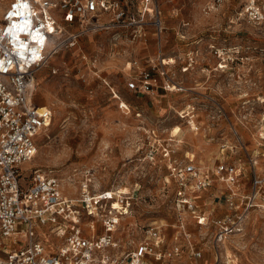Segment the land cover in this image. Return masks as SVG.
Returning <instances> with one entry per match:
<instances>
[{
	"label": "rangeland",
	"instance_id": "1",
	"mask_svg": "<svg viewBox=\"0 0 264 264\" xmlns=\"http://www.w3.org/2000/svg\"><path fill=\"white\" fill-rule=\"evenodd\" d=\"M140 1L133 0L131 9ZM155 1L164 25L159 39L148 26L138 41L125 33L115 41L112 29L87 32L40 69L33 101L48 107L52 120L24 170L50 172L69 198L78 197L86 180L93 193L119 191L131 198V214L119 229L128 251L145 238L144 230L156 226L164 249L175 242L181 247L169 264H214L211 231L176 208V184L154 143L168 141L177 158L192 155L203 169L214 171L221 162L237 165L241 194L249 196V160L231 148L240 139L255 171L264 175L259 140L264 139V23L255 26L239 16L241 0H226L211 12L204 11L208 0ZM160 56L168 58L166 78L182 90L165 89L162 78L150 93L130 90L134 69L128 63L135 59L145 66ZM187 107L193 108L190 124L180 118ZM151 151H157L154 162ZM201 197L211 218L226 212L223 185L213 184ZM256 205L243 231L222 245L220 264H264V186ZM197 251L200 258L191 254Z\"/></svg>",
	"mask_w": 264,
	"mask_h": 264
},
{
	"label": "built area",
	"instance_id": "2",
	"mask_svg": "<svg viewBox=\"0 0 264 264\" xmlns=\"http://www.w3.org/2000/svg\"><path fill=\"white\" fill-rule=\"evenodd\" d=\"M224 1L208 0L204 11L211 12ZM260 1L241 0L238 15L255 26L263 24L264 4ZM132 2L0 0V264H148L149 258L169 264L180 256L177 242L170 249L163 248L164 236L156 226L143 231L145 238L133 250L123 247L127 242L119 238V229L131 214V198L124 193H93L90 180H86L78 197L69 198L50 172L33 169L25 174L24 170L36 156L38 138L52 120L51 110L36 106L33 98L38 72L56 53L75 47L83 34L99 30H116L115 41L123 33L138 41L148 26L160 38L164 25L156 1L141 0L135 10ZM167 65L162 60L158 70L164 88L181 91L166 78L162 67ZM155 82L150 71L140 68L128 88L147 94ZM217 110L219 118L224 117L221 107ZM193 117L191 107L180 115L188 124L193 123ZM236 140L231 149L240 152L250 165L247 197L241 194V168L237 165L221 162L214 171L203 169L192 155L177 158L168 141L164 146L154 143L176 184V208L189 213L198 227L211 231L209 249L214 264H220L222 245L243 231L251 209L258 207L264 186V175L255 171L256 162L247 147ZM156 153H149L150 161H155ZM215 183L226 189V212L211 218L212 211L203 210L201 195ZM191 254L201 257L199 251Z\"/></svg>",
	"mask_w": 264,
	"mask_h": 264
},
{
	"label": "crops",
	"instance_id": "3",
	"mask_svg": "<svg viewBox=\"0 0 264 264\" xmlns=\"http://www.w3.org/2000/svg\"><path fill=\"white\" fill-rule=\"evenodd\" d=\"M158 58H160L159 60H160V62L163 60L164 61V63H166V60L168 59V58H164L163 56H160V57H158ZM166 59V60H165ZM159 60H157L156 62H154L152 59H148V60H146L145 61V66L143 65V63H139L137 60H135V59H133L132 61H131V63H128V65L130 64L131 66H132V68L134 69L133 70V73H132V75H131V77H133L136 73H137V70L138 69H145V70H148V71H150L151 73H152V75H153V77H154V79L156 80V82H155V84L153 85L154 86V88L155 89H158V87H159V84H160V79L162 78V77H160L159 75H158V70H159V66H161L160 64H159ZM172 60H169V62H171ZM164 70L166 69L165 67H162ZM157 70V71H156ZM163 79V78H162ZM156 92H157V90H156ZM35 104V103H34ZM36 105V104H35ZM36 106H38V105H36ZM38 107H46V106H38ZM48 108V107H47ZM177 127H175V129H176ZM175 132H177V131H175Z\"/></svg>",
	"mask_w": 264,
	"mask_h": 264
},
{
	"label": "bare ground",
	"instance_id": "4",
	"mask_svg": "<svg viewBox=\"0 0 264 264\" xmlns=\"http://www.w3.org/2000/svg\"><path fill=\"white\" fill-rule=\"evenodd\" d=\"M51 48H52V47H51ZM50 50H51V49H50ZM31 161H32V160H31ZM31 161H30V162H31ZM30 162H29V163H30ZM27 164H28V163H27ZM27 164H25V165H27ZM25 165H24V166H25Z\"/></svg>",
	"mask_w": 264,
	"mask_h": 264
}]
</instances>
